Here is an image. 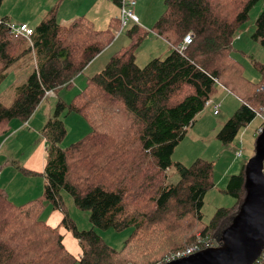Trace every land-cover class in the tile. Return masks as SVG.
<instances>
[{
    "label": "trees",
    "instance_id": "1",
    "mask_svg": "<svg viewBox=\"0 0 264 264\" xmlns=\"http://www.w3.org/2000/svg\"><path fill=\"white\" fill-rule=\"evenodd\" d=\"M113 1L122 5L121 0ZM259 1L264 2L165 0L151 32L171 51L143 67L136 65L135 53L147 30L138 24L127 30L128 45L88 77L70 103L58 101L44 124L41 133L48 157L42 194L17 205L0 189V264H163L192 248L219 246L222 230L245 196V165L229 177L224 190L235 204L217 209L206 224L202 208L205 194L216 184L214 165L197 159L187 166L173 163L171 156L205 102L219 91L240 102L217 134L223 145L231 144L256 111L264 109V63L253 62L260 78L251 82L233 48ZM10 24L0 19V81L20 57H28L33 69L16 88L12 104L0 103V140L11 133L13 120L30 119L47 93L72 87L73 80L112 43L113 27H118L111 21L99 30L85 17L60 24L56 10L42 18L27 38L15 35ZM254 27L251 38L264 48V8ZM187 34L192 41L180 53ZM71 113L81 117L89 131L62 149L59 144L66 131L61 118ZM172 167L178 175L174 184L166 182ZM62 192L77 209L89 211L91 229L76 228L65 212ZM49 208L59 210L60 224L85 243L78 256L66 249L58 227L47 223L44 215ZM95 228L131 229V233L116 250ZM254 264H264L263 256Z\"/></svg>",
    "mask_w": 264,
    "mask_h": 264
},
{
    "label": "rangeland",
    "instance_id": "2",
    "mask_svg": "<svg viewBox=\"0 0 264 264\" xmlns=\"http://www.w3.org/2000/svg\"><path fill=\"white\" fill-rule=\"evenodd\" d=\"M69 1L72 0H3L0 6V14H6L5 18L14 23H18L20 19H28L30 20L27 22L28 25L34 28L52 10H56V17L59 21L64 15L68 18L72 17L71 19H75L76 17L73 18L72 15L69 16L67 14ZM78 1H74L71 6V11L76 10V13L82 14L79 16L85 17L92 22L94 28L106 29L111 21L117 22L118 27H113V41L91 61L86 67L85 73L81 74L82 76L76 82L74 80L72 87L63 88L56 93H51L53 96H45L32 115L31 126L37 121H42L45 124L53 116L58 101L70 103L74 95L79 93L85 86L86 78L99 72L114 52L127 46L129 43V37L126 32L135 23L128 20L127 25L121 28L120 10L122 5H116L113 0H95L93 11L96 14L103 13L104 16L107 14L106 17L108 18L107 22H105V20L101 19L96 20L90 12H84L90 5L91 0H83L79 3ZM132 1H134V6L132 7L133 12L138 18L137 24L145 31L147 30L146 37L140 43L135 53L136 65L143 67L154 58L163 59L171 51L170 45L163 38L151 32V29L164 12L165 0ZM125 3L126 8H131L129 0H121V4ZM263 8V1L257 2L251 8L248 20L242 27L241 32H239V37H236L233 41L236 57L243 65V73L251 82H258L260 78L259 73L253 66V62L264 63V48L251 38L255 28V20ZM241 54L245 56L240 57ZM27 59L29 58L26 56L20 57L7 69L4 78L0 81V103L5 107H9L12 104L16 97V87L26 82L33 69V63L30 60V62L27 61ZM214 101L219 104V115H213V109L211 107L204 108L195 117L193 124L186 129L184 136L176 144L171 156L173 163H181L187 166L197 159L210 162L214 165L216 184L214 189L209 190L205 194L202 208L203 219L206 224L209 223L217 209L232 207L235 204V199L226 194L224 190L229 177L239 174L242 166L254 155L258 128L261 125V120L256 116L251 123L239 131L231 144L223 145L218 140L217 134L223 124L239 107L240 102L237 98L224 91H219ZM61 119L66 131L64 139L59 144L62 149L80 140L89 131L86 122L76 114H66ZM14 122L23 123L19 120H13L11 130ZM24 124L25 126L17 130L14 135L11 133L0 140V161L4 162L6 157H9L11 159L9 163L11 167L8 171H14L15 174L20 173L23 175L21 170L30 169L33 171L31 176L33 180L30 181L40 183L41 181L39 179L43 177L44 163L48 157L47 143L40 135L31 136L25 134L34 133V130L28 125V121L24 122ZM238 152L241 153L240 157L236 156ZM38 153L43 157L40 165L38 163ZM167 176L166 182L174 184L178 181V175L173 167L167 171ZM20 179H22L21 176L17 175L13 181L10 180L11 182L9 181L10 185L8 188H6L9 184V182L6 183V172L0 180V189L3 190L10 201L17 205L31 199V194L27 196L26 191H19L17 188L12 187ZM62 197L65 212L75 223L76 228L79 231L91 229L92 225L89 221V211L77 209L74 206L72 198L65 192H62ZM44 218H47V222L51 226L58 227L60 233L64 235L66 249L74 256H78L82 248L86 245L75 239L72 232L66 229L64 224H60L63 219V214L59 210L49 208L45 212ZM94 231L107 245L116 250L122 248L125 240L131 233V229L117 232L112 229L95 228Z\"/></svg>",
    "mask_w": 264,
    "mask_h": 264
},
{
    "label": "water",
    "instance_id": "3",
    "mask_svg": "<svg viewBox=\"0 0 264 264\" xmlns=\"http://www.w3.org/2000/svg\"><path fill=\"white\" fill-rule=\"evenodd\" d=\"M264 126L254 155L244 167L245 196L220 235L217 247L206 248L163 264H254L264 250Z\"/></svg>",
    "mask_w": 264,
    "mask_h": 264
},
{
    "label": "crops",
    "instance_id": "4",
    "mask_svg": "<svg viewBox=\"0 0 264 264\" xmlns=\"http://www.w3.org/2000/svg\"><path fill=\"white\" fill-rule=\"evenodd\" d=\"M74 1L75 0H72V1H69L70 3L68 4V15L70 16V15H72L73 16V18H77L79 15H82V14H78V13H76V10H73V11H71V6H72V4L74 3ZM81 1H83V0H79L78 1V3L79 2H81ZM130 1H132V0H129V2ZM94 2H95V0H91V3H90V5L87 7V9L84 11V12H90L91 13V15L96 19V20H99V19H101V20H105V22H107V18L108 17H106V15L104 16V14L103 13H101V14H96L94 11H93V5H94ZM110 3V2H109ZM2 4V3H1ZM1 6V5H0ZM6 17V14H0V19H2V18H5ZM80 17V16H79ZM72 18V17H71ZM71 18H68V17H66V15H64L63 16V18L59 21L58 19H57V17H56V19H57V21L60 23V24H65V23H68V22H70V21H72L73 19H71ZM68 20H70V21H68ZM28 21H30V20H28V19H20V21L18 22V23H14V22H11V23H13V24H15V25H17V24H26L27 26H29L28 25ZM64 21H68V22H64ZM135 24H137V23H135ZM141 26H142V24H140ZM30 28H32L31 26H29ZM96 29H99V27H96ZM99 30H102V29H99ZM237 37H239V35L237 36ZM238 39H240V38H238ZM169 54V53H168ZM83 73H85V70L83 71ZM83 73H81V74H83ZM81 74H79L74 80H75V82H76V80L77 79H79L82 75ZM87 79V78H86ZM74 80H73V82H74ZM17 88V87H16ZM225 92V91H224ZM47 96H53L51 93H49ZM214 100H215V96L214 97H212ZM41 104V103H40ZM39 107V106H38ZM37 107V108H38ZM214 115V114H213ZM217 115H219V113L217 114ZM216 116V115H215ZM32 118V117H31ZM31 118L28 120V125H30V127L34 130V133H25V134H28V135H40V136H42V128H43V126H44V124L42 123V121H37L33 126H31ZM11 125H12V123H11ZM25 126V124L24 123H20V122H14L13 123V128H12V130H11V133H13V135L15 134V132L17 131V130H19V129H21L22 127H24ZM260 127H261V125H260ZM10 133V134H11ZM43 138V137H42ZM38 155V163H39V165H40V163H41V161H42V159H43V157L41 156V154L40 153H38L37 154ZM10 161H11V159L9 158V157H6V159H5V161L4 162H2V161H0V169H1V176H0V180H1V178H2V176L5 174V172H6V178H7V180H6V183H8L10 180L11 181H13L14 179H15V177L17 176V175H20L21 176V178L22 179H20V181L19 182H17V183H15V185H13L12 187L13 188H17L19 191H22V190H24V191H26V194H27V196H29V194H31L30 195V197H31V199H34V198H36V197H39L41 194H42V191L44 190V177H42V178H40L39 179V181H41L40 183H38V182H33V181H30V180H33L32 178H31V176H32V172L33 171H31L30 169H25V170H27V171H30L31 172V174H28V173H24V171H22V174L24 175H21L20 173H18V174H15L14 173V171L12 172H10V171H8L9 169H10V167H11V165H9V163H10ZM45 164H46V162L44 163V167H45ZM44 169V168H43ZM15 174V175H14ZM43 176V175H42ZM10 181V182H11ZM10 182H9V184L7 185V187L6 188H8L9 187V185H10ZM5 183V184H6ZM4 188V187H3ZM20 193H22V194H24L23 192H20ZM7 197V196H6ZM31 199H29V200H31ZM28 201V200H27ZM15 204V203H14ZM48 223V222H47ZM80 254V253H79Z\"/></svg>",
    "mask_w": 264,
    "mask_h": 264
},
{
    "label": "built area",
    "instance_id": "5",
    "mask_svg": "<svg viewBox=\"0 0 264 264\" xmlns=\"http://www.w3.org/2000/svg\"><path fill=\"white\" fill-rule=\"evenodd\" d=\"M129 4H130L131 8L130 7L126 8L125 7L126 3L122 4V6H121V10H120V13H121V25H122L121 28H123V27H125L127 25V21L128 20H131L134 23H138V18L134 14L133 9H132V7L134 6V1H130ZM10 29L15 35H22V36H24L26 38L29 37L31 35V33H32V28H30L26 24L15 25V24L12 23V24H10ZM191 41H192L191 35L187 34L183 38V42L179 46L178 52L181 53L185 49L186 45L190 44ZM48 94L49 93H47L46 95H48ZM207 107H211L213 109V114L214 115L218 114L219 104H217L212 98L205 102L204 108H207ZM256 116L261 120L262 127H263V125H264V109L256 111ZM260 130H259V132H260ZM236 156L240 157L241 153L238 152L236 154ZM263 172H264V167H263ZM0 176H1V169H0ZM195 252H198L197 249L196 248H192V249L187 250L185 253H183L181 255H177V258L188 256V255L193 254ZM260 256H263V258H264V250L262 251Z\"/></svg>",
    "mask_w": 264,
    "mask_h": 264
}]
</instances>
